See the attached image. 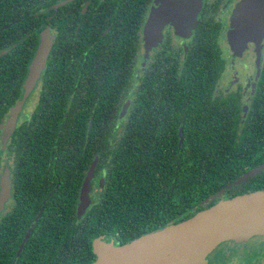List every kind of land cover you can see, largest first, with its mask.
Wrapping results in <instances>:
<instances>
[{"label": "flooded vegetation", "instance_id": "af4514ba", "mask_svg": "<svg viewBox=\"0 0 264 264\" xmlns=\"http://www.w3.org/2000/svg\"><path fill=\"white\" fill-rule=\"evenodd\" d=\"M241 2L0 0V264H84L95 254L93 243L90 249L62 225L88 223L105 186L109 151L95 153L93 136L81 128H91L101 99L114 111L100 123L120 128L138 98L142 108L152 82L150 109L159 124L180 80L202 78V104L194 107L223 108L236 126L264 124V35L241 54L228 41ZM44 39L46 63L27 90ZM69 114L79 148L62 149ZM204 264H264V236L223 242Z\"/></svg>", "mask_w": 264, "mask_h": 264}, {"label": "trees", "instance_id": "16d2710c", "mask_svg": "<svg viewBox=\"0 0 264 264\" xmlns=\"http://www.w3.org/2000/svg\"><path fill=\"white\" fill-rule=\"evenodd\" d=\"M192 80H180L159 124L150 109L152 82H147L149 90L144 88L143 97H148L141 102L142 108L138 98L120 128L100 123L105 113L114 111L106 109V99L100 100L91 128L87 122L81 128L93 136L95 153L109 151L105 186L88 223L74 226L63 221V230L77 231L78 239H86L90 249L101 235L124 244L187 219L222 198L264 189V171L228 187L264 162V124L236 126L229 123V111L204 109L199 92L206 83L202 78ZM196 102L201 104L194 107ZM71 120L70 114L63 117L62 149L79 148ZM103 167L100 163L99 170ZM223 188L220 196L208 202ZM95 258L91 252L84 264Z\"/></svg>", "mask_w": 264, "mask_h": 264}, {"label": "water", "instance_id": "95a60500", "mask_svg": "<svg viewBox=\"0 0 264 264\" xmlns=\"http://www.w3.org/2000/svg\"><path fill=\"white\" fill-rule=\"evenodd\" d=\"M264 35V0H242L231 18L228 41L236 54H241L250 41L259 43ZM49 44L43 40L31 63L27 90L32 87L45 66ZM129 101L124 105L122 116ZM183 128L180 130V144ZM98 158L91 165L80 193L78 216L88 205V194ZM264 171V162L248 170L228 187ZM226 188L209 199L220 196ZM264 236V189L222 198L214 205L196 212L180 222L145 233L124 244L107 241L105 235L93 241L96 258L89 264H204L206 257L226 241H240Z\"/></svg>", "mask_w": 264, "mask_h": 264}, {"label": "rangeland", "instance_id": "374dc122", "mask_svg": "<svg viewBox=\"0 0 264 264\" xmlns=\"http://www.w3.org/2000/svg\"><path fill=\"white\" fill-rule=\"evenodd\" d=\"M107 241H109V240H107ZM111 241V240H110ZM263 258V257H262Z\"/></svg>", "mask_w": 264, "mask_h": 264}]
</instances>
